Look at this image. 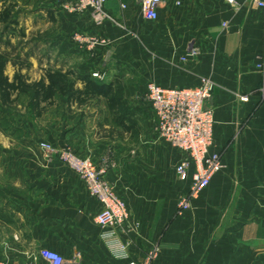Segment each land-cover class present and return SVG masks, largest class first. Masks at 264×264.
<instances>
[{"label":"crops","instance_id":"crops-1","mask_svg":"<svg viewBox=\"0 0 264 264\" xmlns=\"http://www.w3.org/2000/svg\"><path fill=\"white\" fill-rule=\"evenodd\" d=\"M107 10L118 24L98 27L88 14L49 11L58 26L48 42L53 56L81 75L98 73L101 81L118 83L124 99L151 113L137 101L149 83L194 88L210 79L212 151L222 153L226 167L179 214L189 189L176 176L182 152L157 140L159 163L145 168L126 160L125 149L102 134L96 117L60 125V140L79 156L97 164L108 159L105 179L130 213L118 231L128 256L116 257L102 238L105 230L96 222L102 207L81 178L42 156L27 174L25 194L0 197V262L51 264L41 255L49 250L63 264H144L156 250L153 264H264V101L257 67L264 61V9L256 0H164L156 21L141 16L140 0H109ZM75 34L107 43L91 49L75 42ZM192 48L198 57L188 56Z\"/></svg>","mask_w":264,"mask_h":264},{"label":"rangeland","instance_id":"rangeland-1","mask_svg":"<svg viewBox=\"0 0 264 264\" xmlns=\"http://www.w3.org/2000/svg\"><path fill=\"white\" fill-rule=\"evenodd\" d=\"M3 2L11 7L12 12L11 23L0 24V54L7 60L5 75L10 81L21 77L29 87L15 93L9 101H5L0 94V197L9 199L25 194L30 184L27 174L43 163L42 156L47 162L55 161H50L38 146L47 142L57 149L73 148L60 140L58 126L63 128L68 123L76 124L85 116L97 118L102 134L122 145L128 162L145 168L157 166L159 156L156 155V147H161L157 140L162 138L156 132L154 115L143 107L147 101L145 94L137 97V101L143 104L141 107L137 108L123 98L124 105L118 108L136 124V130L129 132L115 122V115L104 99L91 98L87 103L78 105L69 104L65 97L58 95L52 100L41 101L37 106L31 86L40 82L48 70L71 68L64 66L62 57L56 59L57 56H53L48 47V42L58 35L57 23L51 20L48 13L62 10L65 0ZM87 105L90 109L80 112L81 107Z\"/></svg>","mask_w":264,"mask_h":264},{"label":"built area","instance_id":"built-area-1","mask_svg":"<svg viewBox=\"0 0 264 264\" xmlns=\"http://www.w3.org/2000/svg\"><path fill=\"white\" fill-rule=\"evenodd\" d=\"M237 1L227 0L230 4H236ZM108 2L109 0H65L63 10L71 15L88 14L98 27L106 21L118 24L107 10ZM163 2L164 0H140L141 16L146 20L156 21ZM256 2L258 7L264 9V0ZM123 8L126 6L123 5ZM73 39L77 43L88 42L91 49L98 43H107L104 39L87 40L82 34H75ZM199 54L197 48H192L188 56L198 57ZM182 61H187V57H183ZM257 67L262 72L259 91L261 100L264 101V61ZM93 76L99 80L104 79L98 73ZM214 89L215 84L206 78L202 79L200 86L194 88H164L153 82L147 86L146 103L155 117L156 132L184 156L176 166V176L179 181L189 183V189L180 200L179 214L189 211L192 201L226 167L222 153L212 151L215 120L214 109L209 103ZM39 147L50 161L62 162L81 178L88 192L102 207L96 217L98 226L105 230L102 238L116 257L127 258V246L120 241L118 231L127 223L130 213L125 201L105 179L108 159L97 164L92 158L79 156L71 147L57 149L47 142L41 143ZM41 255L51 264L64 263L63 258L55 252L43 250ZM156 257L155 250L148 255L144 264H153Z\"/></svg>","mask_w":264,"mask_h":264},{"label":"trees","instance_id":"trees-1","mask_svg":"<svg viewBox=\"0 0 264 264\" xmlns=\"http://www.w3.org/2000/svg\"><path fill=\"white\" fill-rule=\"evenodd\" d=\"M11 15V7H7L3 0H0V24L11 23ZM6 64V57L0 54V94L5 101H9L15 93H20L29 86L21 77L10 81L5 75ZM78 82L84 85L83 89L77 88ZM31 89L34 92L37 106L41 101L52 100L58 95L65 97L69 104L77 103L78 105L87 103L91 98L104 99L108 108L114 113L115 122L119 126L128 132L136 130V124L130 121L125 112L118 109L119 106L124 105V99L121 95V86L116 82L107 84L92 74L81 75L73 70H48L45 77L32 85Z\"/></svg>","mask_w":264,"mask_h":264}]
</instances>
